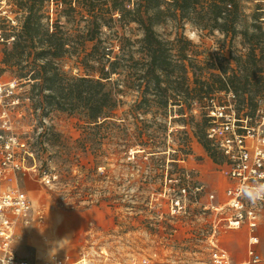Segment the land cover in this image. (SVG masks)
Wrapping results in <instances>:
<instances>
[{
	"label": "rangeland",
	"instance_id": "1",
	"mask_svg": "<svg viewBox=\"0 0 264 264\" xmlns=\"http://www.w3.org/2000/svg\"><path fill=\"white\" fill-rule=\"evenodd\" d=\"M241 2L248 14L243 19L249 24L262 23V29L252 26L262 35L264 20H254L250 13L256 9L259 19H264V0ZM45 7L54 19L55 4L45 1ZM23 17L18 0H0V110L8 113L6 130L26 142V164L31 166L18 174L16 182L32 202L28 221L18 222L14 240L18 254L32 264H53V248L67 264H140L145 258L148 264H211L209 238L214 215L203 207L201 199L193 200L182 191L190 179H199L217 192L229 184L225 158L218 153L212 156L203 144L209 100L217 96L219 101H228L232 91L239 114L247 112L256 124L258 111L264 109V96L255 94L253 87L243 94L214 88L192 107L184 103L183 110L179 104H170L169 110L154 106L135 113L130 106L136 91L124 86L119 95L122 102L115 109L116 120L125 124V131L148 141L156 139L158 145L144 147L137 142L122 150L123 144L117 141H124L123 131L114 139H103L100 156H96L89 141L86 147L78 142L79 137L96 131L87 118L57 107L40 116L33 105L37 90L24 83L27 80L20 81L13 67L3 62L4 49L12 44L13 25L19 26ZM62 19L66 21L64 16ZM245 25L242 21L238 27ZM119 29L132 40L144 34L136 22ZM156 30L171 53L183 43L188 59L197 60L205 69L213 67V61L222 59L227 64L224 57H238L249 50L240 33L199 29L189 21L180 27L171 17L156 24ZM181 32L184 36L179 40ZM254 43L255 53L264 62V35ZM60 65L71 74L86 72L74 56L64 57ZM139 71L131 63L112 78H133ZM197 73L202 74L199 68ZM189 75L192 80V70ZM252 98L257 102L254 106ZM178 199L185 203L180 212L174 210L179 208ZM217 235L221 246L243 257L246 232L221 227ZM258 247L264 254V236Z\"/></svg>",
	"mask_w": 264,
	"mask_h": 264
},
{
	"label": "trees",
	"instance_id": "2",
	"mask_svg": "<svg viewBox=\"0 0 264 264\" xmlns=\"http://www.w3.org/2000/svg\"><path fill=\"white\" fill-rule=\"evenodd\" d=\"M45 1L55 4L54 19ZM18 4L24 11L23 21L19 26L13 25L12 44L4 49L3 62L13 67V74L20 81L27 80L24 83L37 90L33 92V105L40 116L57 107L80 112L87 118L96 131L79 137L78 142L86 147L84 144L89 141L96 156H100L103 139H114L123 131L124 141H117L123 144L122 150L127 151L137 142L144 147L158 145L156 139L148 141L125 131L122 128L125 124L116 120L115 109L122 102L119 95L125 91L124 86L136 91L130 106L135 113L154 106L169 110L170 104H179L183 110L184 103L192 107L193 102L201 101L214 88L243 94L253 87L255 94L264 96V62L255 53L254 43L264 33L257 35L252 29L263 26L243 19L248 14L241 0H18ZM250 15L254 20H264L259 19L256 9ZM168 17L180 27L189 21L199 29L240 33L248 41L249 50L238 57H224L227 64L222 59L213 61L211 68L215 70L205 69L197 60L188 59L183 43L174 54L167 49L156 24ZM242 21L246 25L240 28L238 24ZM132 22L144 32L137 40L119 29ZM183 36L181 32L179 40ZM67 56H74L86 72L71 74L64 69L60 60ZM131 63L140 70L133 78H112ZM198 68L203 75L197 73ZM250 104L254 106L257 102L252 98ZM103 127L105 130L100 131ZM204 134L208 142L203 144L212 156L221 154Z\"/></svg>",
	"mask_w": 264,
	"mask_h": 264
},
{
	"label": "built area",
	"instance_id": "3",
	"mask_svg": "<svg viewBox=\"0 0 264 264\" xmlns=\"http://www.w3.org/2000/svg\"><path fill=\"white\" fill-rule=\"evenodd\" d=\"M0 85V102H2ZM228 101H219L217 96L209 100L207 115L209 124L207 137L225 158V172L229 184L225 188V200H220L215 189H209L201 180H189L182 188L193 200L201 199L203 207L214 215L212 233L209 238L211 246V264H258L264 256L258 250L261 236L258 232L264 220V199L249 198V186H264V109L258 111L256 124L252 117L239 114L236 107L235 93L228 94ZM6 109L0 110V264H32L18 254L14 240L19 220L28 221L32 202L27 192L17 182L18 174L31 168L26 164V142L9 128ZM205 195V196H203ZM206 197L203 200V197ZM180 212L185 206L176 200ZM221 227L229 229H248L247 258L236 260L231 252L220 245L217 235ZM53 261V260H52ZM55 255L54 264H66ZM140 264H148L147 258Z\"/></svg>",
	"mask_w": 264,
	"mask_h": 264
},
{
	"label": "crops",
	"instance_id": "4",
	"mask_svg": "<svg viewBox=\"0 0 264 264\" xmlns=\"http://www.w3.org/2000/svg\"><path fill=\"white\" fill-rule=\"evenodd\" d=\"M224 192H225V188L222 190V192H217L218 193V195H219V198H220V200H225V194H224ZM240 229H242L244 232H246L247 233V245H246V250H245V252H244V255H243V257L240 259L239 258V254L238 253H232L231 251V254L233 255V257L236 259V260H244V259H246L247 258V247H248V229H246V228H240ZM258 232H259V234H260V236H261V242H262V237L264 236V220L261 222V224H260V227L258 228ZM261 244V243H260ZM258 250L260 251V253L264 256V254L262 253V249H260L259 247H258ZM262 263H264V260L263 261H261L260 263H258V264H262Z\"/></svg>",
	"mask_w": 264,
	"mask_h": 264
},
{
	"label": "clouds",
	"instance_id": "5",
	"mask_svg": "<svg viewBox=\"0 0 264 264\" xmlns=\"http://www.w3.org/2000/svg\"><path fill=\"white\" fill-rule=\"evenodd\" d=\"M249 192H251V195H248L247 193H245V195H247L249 198H255V199H264V186L261 185H254V186H249ZM55 249V252H54ZM58 249L53 248L52 249V256L50 259L53 260V264H54V257L56 254V251Z\"/></svg>",
	"mask_w": 264,
	"mask_h": 264
},
{
	"label": "bare ground",
	"instance_id": "6",
	"mask_svg": "<svg viewBox=\"0 0 264 264\" xmlns=\"http://www.w3.org/2000/svg\"><path fill=\"white\" fill-rule=\"evenodd\" d=\"M137 150V149H136ZM67 264V263H66Z\"/></svg>",
	"mask_w": 264,
	"mask_h": 264
}]
</instances>
